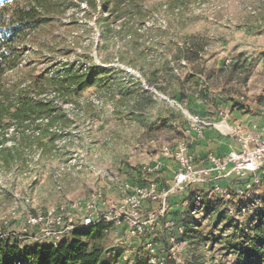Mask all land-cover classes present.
<instances>
[{"label": "rangeland", "instance_id": "obj_1", "mask_svg": "<svg viewBox=\"0 0 264 264\" xmlns=\"http://www.w3.org/2000/svg\"><path fill=\"white\" fill-rule=\"evenodd\" d=\"M45 9L17 44L18 66L1 87L7 106L31 99L52 111L0 123V239L40 236L41 228H27V215L98 194V210L119 206L128 178L188 143L178 105L218 122L235 93L245 100L233 105L247 112L264 99V0H47ZM188 193L226 220L213 229L196 202L195 229L215 238L187 240L173 257L164 236L165 264H242L264 205L219 201L196 187ZM170 196L181 202L186 194ZM183 214L174 208L170 216ZM108 230L103 245L114 261L143 250L124 227Z\"/></svg>", "mask_w": 264, "mask_h": 264}, {"label": "built area", "instance_id": "obj_2", "mask_svg": "<svg viewBox=\"0 0 264 264\" xmlns=\"http://www.w3.org/2000/svg\"><path fill=\"white\" fill-rule=\"evenodd\" d=\"M227 61L226 63H229ZM176 104L177 103H172ZM185 115L188 127L187 134L194 140L202 139L206 130L216 129L222 136L230 138L238 144L237 150L226 155L207 154L200 158L191 151L189 144L180 142L175 151H165V158H172L178 166L171 189L160 191L155 183L147 185L126 184L128 194L117 207L111 211H100L96 201L101 195L93 197L88 202H80L71 208L59 207L47 212H37L26 216L27 228H41L40 236H25L13 234L2 239H16L24 242H37L44 245H56L62 240L69 239L78 230H83L98 224L108 223L115 227H124L125 232L141 242V249L133 247L130 254L125 256L127 264L146 261L148 264H165V257L160 250L162 239L166 237L169 253L175 254L184 249L186 241L180 237L184 228L169 219L172 206L169 203L171 192L184 190L187 186L206 185L210 194L219 201L231 200L243 206H262L264 202V132L256 126L248 129L241 124L231 121L230 110L225 108L219 113V121L212 122L200 115L186 111L178 105ZM202 162L208 167H200ZM161 161L156 162L146 173L159 171ZM240 181L232 188H226L221 181L227 178ZM156 203L157 208L143 215L141 208L144 203ZM27 233V230L24 231ZM177 264V263H174Z\"/></svg>", "mask_w": 264, "mask_h": 264}, {"label": "trees", "instance_id": "obj_3", "mask_svg": "<svg viewBox=\"0 0 264 264\" xmlns=\"http://www.w3.org/2000/svg\"><path fill=\"white\" fill-rule=\"evenodd\" d=\"M46 6L47 0H34L28 4H23L19 0H0V123L7 118L24 121L52 111L50 106L31 99L23 100L12 107L7 106L6 101L9 98L5 99L3 96L6 93L1 91L8 72L18 66L17 44L25 33L40 24ZM237 108L243 110L238 105L232 106L233 110ZM184 201L186 204H179L177 209L184 213L181 218L170 219L184 228V234L180 239L184 241L198 239L201 243L210 242L212 238H215L212 231L203 235L195 229L192 216L200 209H195L194 206L196 202H200L207 208L204 209V213L214 222L213 229L219 220L222 222L226 220L223 213L209 210V202L200 198L196 193H189L181 203ZM253 223L256 225L251 231L252 236L248 237L250 245L240 255L239 261L243 262L242 264H258L264 256V208ZM111 226V224L102 223L78 230L69 239L62 240L56 245H44L37 242L31 245H21V241L16 239L1 238L0 264H127L126 260L121 263L118 259L114 261L103 245L105 233ZM135 264L148 263L141 261Z\"/></svg>", "mask_w": 264, "mask_h": 264}, {"label": "crops", "instance_id": "obj_4", "mask_svg": "<svg viewBox=\"0 0 264 264\" xmlns=\"http://www.w3.org/2000/svg\"><path fill=\"white\" fill-rule=\"evenodd\" d=\"M255 78V76L249 78L248 84H246L249 94L253 93V90H251V87L249 83ZM254 88V87H252ZM220 91V90H219ZM223 94V93H222ZM231 100L233 101H227L226 102V108L230 110L231 114V121L234 123L241 124L245 128H252L256 126L260 131L264 132V99L261 101H253V103L250 105L251 109L247 112L244 110H237V109H232L233 102L235 104H243L245 97L243 95L239 96L237 93L234 95L230 96ZM242 106V105H241ZM201 116V115H200ZM203 117V116H202ZM218 121H219V116H218ZM188 144L194 153H196L200 158H205L207 154L213 153L216 155H226L232 150H237L239 148L238 144L236 141L222 136L216 129H208L205 132V135L202 139L199 140H194L193 138L188 137ZM170 158H161V167L159 171L155 173L149 174V176H142L141 170H139V173L137 174V179H133L132 177L128 178V182L126 184H142V185H147L149 183H155L160 191L163 190H169L173 186L174 183V177L177 172L178 166L175 161H170ZM200 167H208L209 164L206 162H202ZM129 174H133L136 171L134 170H126ZM240 181H236L234 178H227L221 181V184L226 187V188H232L235 185H237ZM192 188H201L204 189L206 192L209 193L208 191V186L206 185H196V186H191ZM190 188V186L188 187ZM188 188H185L182 191H178L180 194H186L189 195L188 193ZM186 201V200H185ZM178 202L172 199V197H169V202L171 203L172 210H177L179 208V204H186V202ZM156 203H149L146 202L144 203L143 208L146 209V214L149 213L150 210H153L157 208ZM171 210V212H172ZM169 219H173V216H169Z\"/></svg>", "mask_w": 264, "mask_h": 264}]
</instances>
